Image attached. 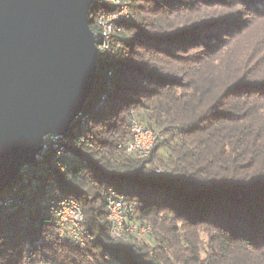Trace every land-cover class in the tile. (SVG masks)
<instances>
[{
	"label": "trees",
	"instance_id": "trees-1",
	"mask_svg": "<svg viewBox=\"0 0 264 264\" xmlns=\"http://www.w3.org/2000/svg\"><path fill=\"white\" fill-rule=\"evenodd\" d=\"M127 1L88 127L65 133V171L19 209L0 206V264H264V0ZM131 116L164 133L145 158L123 148ZM50 179L79 204L85 248L39 205ZM108 189L134 202L152 240L110 237Z\"/></svg>",
	"mask_w": 264,
	"mask_h": 264
},
{
	"label": "water",
	"instance_id": "water-1",
	"mask_svg": "<svg viewBox=\"0 0 264 264\" xmlns=\"http://www.w3.org/2000/svg\"><path fill=\"white\" fill-rule=\"evenodd\" d=\"M92 0H0V192L94 90Z\"/></svg>",
	"mask_w": 264,
	"mask_h": 264
},
{
	"label": "built area",
	"instance_id": "built-area-1",
	"mask_svg": "<svg viewBox=\"0 0 264 264\" xmlns=\"http://www.w3.org/2000/svg\"><path fill=\"white\" fill-rule=\"evenodd\" d=\"M88 18L92 21L93 35L98 53V64L101 60L110 61L113 56V34L120 30L125 22H130L131 15L127 0H92ZM110 71L107 75H110ZM87 117L80 114L75 121L80 120L79 129H86ZM131 136L124 144L126 153L137 158H145L156 144L163 139L164 133L159 130L144 127L134 116L129 118ZM73 138L70 136L53 134L44 138L43 148L33 163L23 165L15 180L16 184L11 193L0 199V206L11 211L19 209L26 201L31 200L28 195L40 185L41 179H49L52 170L65 171L66 162L71 158ZM22 184H26L23 192L16 194ZM56 182L47 180L43 184L44 196L39 205L47 209L48 216L55 220L57 233L60 238H69L72 243L85 248L93 236L84 226L83 212L72 196L57 191ZM25 195V197H23ZM106 220L109 234L113 240L128 241L131 236L153 238L149 225L134 223L136 206L127 196L116 190L108 189L106 193ZM28 207L21 215H25Z\"/></svg>",
	"mask_w": 264,
	"mask_h": 264
},
{
	"label": "rangeland",
	"instance_id": "rangeland-1",
	"mask_svg": "<svg viewBox=\"0 0 264 264\" xmlns=\"http://www.w3.org/2000/svg\"><path fill=\"white\" fill-rule=\"evenodd\" d=\"M94 100H93V98H91L90 100H88V102L83 106V111H85L87 108H88V106H89V104H91L92 102H93ZM145 240H152L150 237H143Z\"/></svg>",
	"mask_w": 264,
	"mask_h": 264
}]
</instances>
